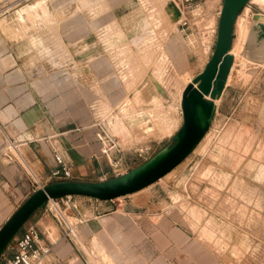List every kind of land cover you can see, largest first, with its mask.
<instances>
[{
	"label": "rangeland",
	"instance_id": "374dc122",
	"mask_svg": "<svg viewBox=\"0 0 264 264\" xmlns=\"http://www.w3.org/2000/svg\"><path fill=\"white\" fill-rule=\"evenodd\" d=\"M122 1L134 10L122 20L129 26L127 30L106 0H0L3 39L29 42L32 52L28 56L32 62L49 70H69L70 65L73 71L94 67L92 107L87 111L94 119L91 124H99L94 128L100 134L102 129L107 136L110 151L108 157L102 156L109 174L104 181L130 172L174 143L173 136L182 124L180 91L203 71L213 54L223 3V0H196L194 8L200 11L189 15L195 27L182 35L176 24L180 18L176 0ZM245 7L247 10L243 8L239 14L242 24L246 21L239 51L233 50L231 54L233 64L215 102L206 135L160 181L142 193L116 198L117 205L151 202L162 203V209L172 205L170 212L175 216L177 210L183 211L193 231L214 232V227H218L233 235V218L237 223L246 220L249 230L264 227V136L253 143V139L246 141L243 137L247 135L245 127L233 128V119L264 121V0H249ZM238 27L240 23L236 38ZM87 36L91 47H86ZM176 38L180 48L188 47L196 55L194 61L189 57V69L182 74L172 68L165 52L171 39L167 50L175 59L180 58L175 49ZM87 51L91 54L83 62ZM236 55H240L237 63ZM233 134L237 135L236 140ZM236 148L253 150L252 157L246 160L253 180L252 189L247 192V207L239 202L242 196L237 203L233 202V186L227 185L233 179L230 173ZM71 198L80 201L86 197ZM75 205L79 214L86 216L83 204L75 202ZM48 206L60 220L52 203ZM74 213L68 211L64 215L73 218ZM73 219L69 221L75 226L77 221ZM253 231L249 236L255 244L246 248L243 264H264V241L260 232ZM238 257L241 259L242 255Z\"/></svg>",
	"mask_w": 264,
	"mask_h": 264
},
{
	"label": "crops",
	"instance_id": "0c3cea01",
	"mask_svg": "<svg viewBox=\"0 0 264 264\" xmlns=\"http://www.w3.org/2000/svg\"><path fill=\"white\" fill-rule=\"evenodd\" d=\"M106 1L123 29H130L122 20L134 10L125 1ZM242 22L240 16L233 26L230 54L239 51L246 24ZM237 23L240 28L236 38ZM180 33L186 35L183 30ZM2 36L0 32V227L35 191L60 180L52 176L59 169L55 155L63 159L72 175L63 181L97 183L109 174L97 139L98 129L94 128L97 126L91 124L94 119L88 113L94 94V67L78 71H73L72 65L69 70L46 69L31 61L29 42L22 40L20 45ZM260 37L261 32L257 39ZM85 41L86 47L93 45L88 43V36ZM169 41L165 52L172 68L181 74L188 71L189 57L194 61L196 55L187 46L180 48L176 38L180 58L175 59L167 50ZM90 54L87 51L81 60L87 62ZM234 127L246 128V141L257 143L264 136L263 120L233 119ZM233 138L236 140L237 135ZM252 153L233 149V179L227 183L233 186V202L242 196L239 202L244 207L247 192L252 189V174L246 163ZM71 197L54 204L63 213H76L75 219L65 214L77 221L73 234H66V227L53 215L49 204L29 220L28 224L41 233L39 246L49 250L40 264H243L246 248L255 244L249 233L260 232L264 241L263 225L249 230L246 220L237 223L233 218V235L218 227L214 232L193 231L183 211L177 210L175 216L170 212L172 205L162 209V203L117 205L116 199L76 201ZM75 202L83 204L86 216L79 214ZM262 215L264 218V211ZM237 255H242L241 259Z\"/></svg>",
	"mask_w": 264,
	"mask_h": 264
},
{
	"label": "water",
	"instance_id": "95a60500",
	"mask_svg": "<svg viewBox=\"0 0 264 264\" xmlns=\"http://www.w3.org/2000/svg\"><path fill=\"white\" fill-rule=\"evenodd\" d=\"M248 1L223 0L213 54L203 71L182 93V124L173 136L174 143L145 163L114 179L97 183L59 181L38 189L0 227V257L31 216L38 209L44 208L50 200L80 196L110 201L131 195L156 183L193 152L212 122L215 111L213 100L221 96L233 64L230 54L233 26Z\"/></svg>",
	"mask_w": 264,
	"mask_h": 264
},
{
	"label": "built area",
	"instance_id": "2783aa9c",
	"mask_svg": "<svg viewBox=\"0 0 264 264\" xmlns=\"http://www.w3.org/2000/svg\"><path fill=\"white\" fill-rule=\"evenodd\" d=\"M176 8L180 14L178 20L179 27L181 30L187 32L192 31L194 26L193 21L189 15L194 11V5L196 0H176ZM1 11V8H0ZM99 126V124H97ZM99 140L103 148L106 149L108 145L106 144V135L101 129V134ZM104 135V136H103ZM110 151L109 148L107 150ZM108 152L105 150L102 151V154L108 157ZM56 162L59 166V169L53 172L52 176L61 180H68L72 178L69 167L65 164L63 159L60 156L55 155ZM68 198V197H66ZM53 205H54V200ZM50 202H48L49 204ZM66 227V234H73V228L65 222L63 218L60 217L59 220ZM41 233L33 225H24L20 232L13 239L12 247L8 246L6 251L0 257V264H40L44 255H46L49 250L39 246L38 242L40 240ZM10 249V255L7 254V250Z\"/></svg>",
	"mask_w": 264,
	"mask_h": 264
},
{
	"label": "bare ground",
	"instance_id": "6f19581e",
	"mask_svg": "<svg viewBox=\"0 0 264 264\" xmlns=\"http://www.w3.org/2000/svg\"><path fill=\"white\" fill-rule=\"evenodd\" d=\"M222 8V7H221ZM245 9L244 10H247V7H244ZM200 11V9H194V11L193 12H195L196 14L198 13ZM220 12H221V10H220ZM0 16H2V15H0ZM219 16H220V13H219ZM239 17V16H238ZM238 17H237V19H238ZM236 19V20H237ZM177 22L178 21H176V24H177ZM4 31V30H3ZM101 57V56H100ZM227 80V79H226ZM190 82L191 81H189L188 82V84H190ZM225 83H226V81H225ZM187 84V85H188ZM187 85H185V87L187 86ZM154 86H155V88L156 89H158L160 92H161V89H160V87H159V85H157V83H154ZM225 86V85H224ZM185 87L183 88V90L182 91H180V94H179V106H180V108H181V98H182V93H183V91H184V89H185ZM207 98L209 99V97L207 96ZM217 99H219V98H215L214 100H213V103L215 104V102H216V100ZM215 106H216V104H215ZM98 113V112H97ZM181 118H182V112H181ZM99 137H100V135L97 133V139L99 140ZM103 150H105L106 152H108L107 150H108V147H106V149L105 148H103V147H101V152L103 151ZM161 180V179H160ZM159 180V181H160ZM148 187H150V186H148ZM148 187H146V188H148ZM146 188H144V189H142V190H145ZM141 190V191H142ZM138 192H140V191H138ZM138 192H136V193H138ZM136 193H133V194H136ZM50 203H53V201L52 200H50L49 201ZM49 203V204H50ZM52 207H53V209L55 210V212L57 213V214H59L60 215V217L61 218H63L64 220H65V222L67 223V225H69V226H71L72 228H73V231L75 232V229H76V225H77V222H76V224H75V226L69 221V219H68V217L66 216V215H64V213L58 208V206L57 205H53L52 204ZM109 264H111V263H109Z\"/></svg>",
	"mask_w": 264,
	"mask_h": 264
}]
</instances>
